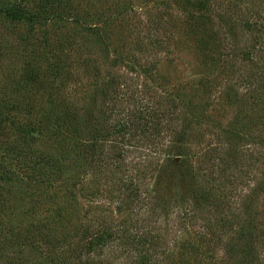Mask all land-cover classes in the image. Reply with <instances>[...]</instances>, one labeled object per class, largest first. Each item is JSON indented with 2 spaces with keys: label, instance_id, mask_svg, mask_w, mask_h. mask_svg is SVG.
I'll return each instance as SVG.
<instances>
[{
  "label": "rangeland",
  "instance_id": "rangeland-1",
  "mask_svg": "<svg viewBox=\"0 0 264 264\" xmlns=\"http://www.w3.org/2000/svg\"><path fill=\"white\" fill-rule=\"evenodd\" d=\"M59 1L64 22L0 17V264H139L144 251L152 264H236L264 234V0H208V17L203 0ZM140 110L150 128L89 143ZM179 152L184 167L165 169ZM102 229L120 239L88 253Z\"/></svg>",
  "mask_w": 264,
  "mask_h": 264
},
{
  "label": "trees",
  "instance_id": "trees-1",
  "mask_svg": "<svg viewBox=\"0 0 264 264\" xmlns=\"http://www.w3.org/2000/svg\"><path fill=\"white\" fill-rule=\"evenodd\" d=\"M24 1V0H23ZM56 1L59 0H46L44 3H38L37 5L34 6V10L35 12H26L25 8H23V3L17 5V6H10L9 2L7 4V6L5 8H0V17H7L10 21L12 22H24V23H28V24H37L38 26H44L46 24H48V22L51 23V21H54V23L58 22H64V16H63V12L62 13H51V10L54 8V4ZM60 2V1H59ZM61 4V3H60ZM191 4V3H188ZM192 7L194 8V6L196 7L197 3L194 2V4H191ZM199 5V6H198ZM197 7H198V11H200V13L203 16H209V14L212 13V6L208 5V0H203V2L198 3ZM49 15H51V18ZM72 21L75 24H78V26L84 25L83 23L80 22V20L78 18H73ZM89 24H85V26H87ZM250 25V24H248ZM88 27V26H87ZM90 27V26H89ZM251 26L248 27V30L250 29ZM231 28H228V33L231 32L230 30ZM260 54V52H259ZM244 58H246V60H250V64L254 63L251 62L253 60H255V58H260V56L257 57H253V54L250 52V47H247L244 49V53L242 54V60H244ZM254 58V59H253ZM114 61H118L120 59L119 55H116L112 58ZM118 78H114L111 79L106 85L105 88L111 89L114 84L117 82ZM123 111H118V114L121 115L122 120H120L118 123V125L115 126L114 128V132L113 134H111V132H106L101 134L100 137L95 138V143L90 140L89 143L95 144L96 146H100L97 144H103V142L108 141L109 137L112 136H116V137H120V136H130V135H135L138 129H146V128H150L151 127V122L145 121V118L147 117V113H142V111L140 110L139 113L134 114V115H138L137 118H135L131 112V114L124 115ZM126 119V120H123ZM159 123V122H158ZM160 125V123H159ZM158 126V124L156 125ZM187 127H183L182 128V134H186V130ZM56 137V135H55ZM182 137V136H181ZM121 139H123L121 137ZM119 139V140H121ZM85 147L88 148V145L85 144ZM94 147L89 145V149L92 150ZM86 151V150H85ZM177 156L181 157L179 162H176V156L174 153L172 154H168L167 157L165 158L166 160V166L165 169L169 168L171 171H173L176 168H180L183 166V158H182V154L181 152H179L178 154H176ZM19 157H22V160L24 163H27L26 165H28L30 167V164L33 163V158L34 155H29V156H22L21 153H19ZM100 159L103 161H105V157H106V153L101 156H99ZM123 157V158H122ZM121 159H123L124 162V155L121 154ZM86 161V160H85ZM92 158L89 157V159L86 161V164H88L87 162H91ZM100 161V160H99ZM95 162V160H94ZM146 163V162H145ZM90 164V163H89ZM133 166L132 168H134L135 166H137V163L132 162ZM171 165V166H169ZM171 167V168H170ZM184 167V166H183ZM59 172L57 175H55V178L53 179V181L55 180V182H60L61 179L63 178L62 173H63V166L59 165L58 166ZM162 172V169H160V173ZM54 176V174L52 173H45L44 177L42 178L41 181L37 182V184L39 185H43V184H48V181L51 179V177ZM181 176L183 177V174H181ZM161 176H159L158 174V179H160ZM0 181H2V176H0ZM65 181V180H64ZM50 185H52L50 183ZM59 186H64V185H59ZM66 186V185H65ZM125 189L129 192V194H133V188H132V184L130 183L127 187H125ZM135 192H137V190L135 189ZM196 201L200 202V199H203V195L200 193V188L196 189ZM243 229V233L246 232L245 234H242V236H240V238L245 237L247 234L251 233L252 231V223H250L249 226V230L246 227H242ZM96 234L94 236H92L89 245H88V253H93L95 252L97 249H102L104 247H106L108 244L111 243H116L117 240H119L120 238V234L118 232H114V231H110V230H99L98 232H95ZM119 234V235H118ZM124 237V236H123ZM257 237V239L255 238ZM253 236L252 234H249L246 237V241H245V248H241L238 249L237 253L235 254L237 257V263L236 264H257L256 262V257L254 258V255H256V249L258 247H260L259 245L261 244L264 245V234L263 237L261 238V240L259 239L260 237L258 236ZM132 242L131 245L132 246H138L141 245L142 247H146L148 246L146 240L142 237H137V236H133L131 237ZM263 240V241H262ZM147 251H144L140 254L142 255H138L137 261L139 264H152L151 262V256H147L146 255ZM91 261H87L85 260L84 264H91Z\"/></svg>",
  "mask_w": 264,
  "mask_h": 264
},
{
  "label": "water",
  "instance_id": "water-1",
  "mask_svg": "<svg viewBox=\"0 0 264 264\" xmlns=\"http://www.w3.org/2000/svg\"><path fill=\"white\" fill-rule=\"evenodd\" d=\"M176 160H177V158H176Z\"/></svg>",
  "mask_w": 264,
  "mask_h": 264
}]
</instances>
